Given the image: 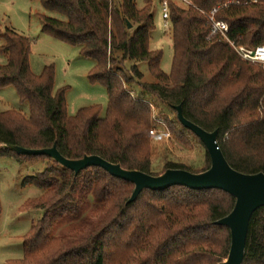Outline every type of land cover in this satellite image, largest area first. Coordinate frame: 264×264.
I'll use <instances>...</instances> for the list:
<instances>
[{
  "label": "trees",
  "instance_id": "obj_1",
  "mask_svg": "<svg viewBox=\"0 0 264 264\" xmlns=\"http://www.w3.org/2000/svg\"><path fill=\"white\" fill-rule=\"evenodd\" d=\"M32 1L66 18L42 17V32L80 47L81 55L95 62L88 81L105 87L108 106L104 117L100 106L69 117L67 88L54 92V66L33 75L31 39L6 29L0 88L14 87L19 100L29 103L30 116L0 112V157L52 162L46 156H19L4 146L39 150L56 145L69 160L99 156L125 170L160 176L152 170L150 135L156 103L173 111L181 106L188 121L207 132L218 131L219 148L234 170L264 173V68L242 60L226 38L211 36L207 18L213 14L226 23L227 38L235 45L255 48L264 45V0H188L185 8L168 0L174 51L170 74L161 69L163 52L150 48L152 0L143 9L135 0ZM128 62L136 63L131 78L125 74ZM139 62L148 64L157 83L141 82ZM205 162L201 171L167 162L163 171L199 174L211 166L208 153ZM45 166L24 181L41 191L30 206L44 216L24 236L23 258L9 264H221L227 259L230 230L216 222L233 210L236 200L230 194L172 187L145 190L128 203L134 185L101 168L76 176L56 162ZM89 196L103 210L83 217ZM65 220H80L79 229L52 237V229ZM243 264H264V207L251 219Z\"/></svg>",
  "mask_w": 264,
  "mask_h": 264
},
{
  "label": "rangeland",
  "instance_id": "obj_2",
  "mask_svg": "<svg viewBox=\"0 0 264 264\" xmlns=\"http://www.w3.org/2000/svg\"><path fill=\"white\" fill-rule=\"evenodd\" d=\"M176 4L185 8L188 0H175ZM120 3V0H116ZM138 9L146 6V0H135ZM152 14L155 30L151 34L150 48L163 52L161 69L170 74L173 59V43L170 34V22L162 17L160 0H152ZM42 17L65 21L66 18L58 13L47 11L43 6L32 0H0V48L4 45L2 36L6 29L14 30L32 41L29 57L30 69L33 75L40 76L45 67L54 66V92L67 88V114L73 117L80 109L100 106L101 116L106 115L108 97L105 87L91 84L88 73L95 62L81 55L80 47H71L57 41L42 32ZM6 64V58L0 53V65ZM134 62L125 64V74L131 78V67ZM143 74L142 83L155 84L146 62L137 63ZM124 77V76H123ZM130 88V87H129ZM139 94V88H130ZM152 128H157V135L151 136L153 149L152 170L155 175L164 173L167 162L184 165L201 171L206 167V148L189 131L180 126L176 111L154 103ZM15 111L25 117L30 116L29 103H22L14 87L0 88V112ZM55 163L53 160H23L0 157V264H9L23 258V238L34 223L44 216V211L30 206L41 196L36 187L25 186L26 178L45 170ZM92 196L83 203V217L96 216L103 208ZM80 220L61 221L52 229L50 235L57 237L64 232H76Z\"/></svg>",
  "mask_w": 264,
  "mask_h": 264
},
{
  "label": "water",
  "instance_id": "obj_3",
  "mask_svg": "<svg viewBox=\"0 0 264 264\" xmlns=\"http://www.w3.org/2000/svg\"><path fill=\"white\" fill-rule=\"evenodd\" d=\"M128 29L132 28L127 22ZM179 123L192 132L205 146L209 155L210 168L199 174L181 169H170L160 176H151L139 171H129L120 165L112 164L99 156H85L79 160H69L63 157L56 145L47 149H27L19 146H4L19 156H46L79 175L90 168H101L113 178L134 185V191L128 203H133L145 191H164L172 187H184L192 191L221 190L236 200L231 213L216 222L230 230L231 245L227 259L221 264H243L247 237L251 219L254 213L264 207V173L248 175L234 170L227 162L218 145V131L207 132L198 125L188 121L181 106L173 107Z\"/></svg>",
  "mask_w": 264,
  "mask_h": 264
},
{
  "label": "built area",
  "instance_id": "obj_4",
  "mask_svg": "<svg viewBox=\"0 0 264 264\" xmlns=\"http://www.w3.org/2000/svg\"><path fill=\"white\" fill-rule=\"evenodd\" d=\"M162 17L165 22H169V2L168 0H160ZM190 3H186L189 5ZM211 26V36L220 35L227 39L231 48L237 53V55L244 61L250 62L255 65H259L264 68V45L255 48H246L243 46H237L227 38L229 27L226 23L216 21L214 15L207 16ZM157 128H152L150 131L151 136L157 135Z\"/></svg>",
  "mask_w": 264,
  "mask_h": 264
}]
</instances>
